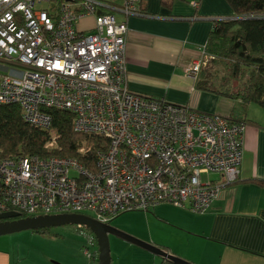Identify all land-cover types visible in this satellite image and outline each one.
<instances>
[{"label":"built area","instance_id":"obj_1","mask_svg":"<svg viewBox=\"0 0 264 264\" xmlns=\"http://www.w3.org/2000/svg\"><path fill=\"white\" fill-rule=\"evenodd\" d=\"M99 4L0 0V103L19 104L23 119L43 129L51 126L48 108L69 110L73 129L108 140L95 151V170L72 156L0 158V211L88 210L106 223L162 202L204 212L238 176L245 123L129 89L127 24ZM121 10L136 13L138 0H123ZM89 14L93 28L78 29L77 20ZM207 58L192 60L186 73L196 79ZM77 227L87 239L83 253L91 257L92 235Z\"/></svg>","mask_w":264,"mask_h":264},{"label":"crops","instance_id":"obj_2","mask_svg":"<svg viewBox=\"0 0 264 264\" xmlns=\"http://www.w3.org/2000/svg\"><path fill=\"white\" fill-rule=\"evenodd\" d=\"M99 1L100 11L127 24L124 57L129 89L246 120L238 176L204 212L158 203L144 212L146 236L136 227L126 231L109 223L195 264H264V187L256 181L264 180V107L255 102L244 107L239 98L199 87L197 78L185 71L192 60L209 56L205 51L209 32L216 18L233 14L230 5L226 0H138V11L126 14L121 10L123 0ZM94 22L93 15H84L75 26L90 31ZM78 230L84 241L78 235L67 241L65 232L0 234V264H92L82 250L86 235ZM117 238L111 264H179Z\"/></svg>","mask_w":264,"mask_h":264},{"label":"trees","instance_id":"obj_3","mask_svg":"<svg viewBox=\"0 0 264 264\" xmlns=\"http://www.w3.org/2000/svg\"><path fill=\"white\" fill-rule=\"evenodd\" d=\"M226 1L233 14L214 20L205 47L209 61L223 66V71L207 76L206 67L202 66L196 84L239 98L244 107L248 102L264 107V0ZM47 110L52 116L51 126L43 129L23 119L19 104L0 103V158L18 154L72 156L95 170V151L107 146V138L102 134L73 129V113L69 110L54 107ZM225 116L230 121L246 124L245 119ZM52 136L55 143L48 145ZM83 143L89 149L82 152L79 148ZM256 181L264 187V180ZM25 215L21 212V216ZM33 230L46 232L47 227ZM87 230L96 245L90 261L98 264L97 240L93 232Z\"/></svg>","mask_w":264,"mask_h":264},{"label":"water","instance_id":"obj_4","mask_svg":"<svg viewBox=\"0 0 264 264\" xmlns=\"http://www.w3.org/2000/svg\"><path fill=\"white\" fill-rule=\"evenodd\" d=\"M65 223L83 224L93 232L98 245V264H111L109 234H114L136 243L176 263L195 264L157 244L141 240L111 225L110 223L99 221L87 213L64 212L21 216V212L15 209L0 211V234L19 231L22 229H35L61 225Z\"/></svg>","mask_w":264,"mask_h":264},{"label":"rangeland","instance_id":"obj_5","mask_svg":"<svg viewBox=\"0 0 264 264\" xmlns=\"http://www.w3.org/2000/svg\"><path fill=\"white\" fill-rule=\"evenodd\" d=\"M209 59L210 58L208 56L207 62L204 65V67H206L207 76H211L215 73H221L223 71V66L211 63L209 61ZM208 62H209V64H208ZM210 175L215 176L216 173H211ZM148 210H150V209H148ZM145 211L146 210H139V209H132V210L123 211V212L117 214L111 220V223L116 225L117 227L123 229V230H126V231H127V228H131L132 226L136 227L137 229H139L142 232V234L144 236H146V233H147L146 228L147 227L145 225V223H146L145 216H144ZM84 213L91 214V212L88 210L84 211ZM34 231L41 232L40 230L22 229V230L13 232V233L17 236L21 235L23 237H30V235ZM86 231H88V230L86 229ZM46 232L51 233L52 235H56V236H59L60 234H63L65 232V234L67 233V237H68L67 241H72V239H73V237H75V235L81 236L83 241L85 240L84 235L79 232L75 223H65V224H61V225L48 226ZM46 232H42V233H46ZM115 239H119V238H117V236H115L113 234H109L111 256H112V254H115L114 253V247H115L114 240Z\"/></svg>","mask_w":264,"mask_h":264}]
</instances>
